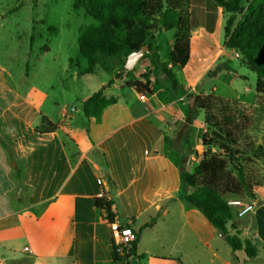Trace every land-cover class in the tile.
<instances>
[{"label":"crops","instance_id":"0c3cea01","mask_svg":"<svg viewBox=\"0 0 264 264\" xmlns=\"http://www.w3.org/2000/svg\"><path fill=\"white\" fill-rule=\"evenodd\" d=\"M193 7L197 22L190 31V58L179 69L184 79L179 83L188 93L234 53L224 44L223 9L213 0H193ZM152 81L154 94L143 98L116 82L105 95L118 102L99 118L68 120L63 129L41 134L19 128V114L6 102L11 95L20 99L19 94L5 87L0 76V136L15 159H25L22 182L30 188L24 201H8L5 184L12 183V173H6L7 156L0 142V264H126L113 258L115 224L140 232L137 257L129 258V264H236L234 256L245 262L240 251L221 255L220 233L201 211L182 201V170L202 160L205 114L191 121L194 106H185L183 92L175 93L171 86L156 90ZM63 131L79 148L75 161L64 145ZM18 190L17 185L15 199ZM103 196L114 202L115 224L96 207ZM256 198L250 215L254 239L264 247V197Z\"/></svg>","mask_w":264,"mask_h":264},{"label":"trees","instance_id":"16d2710c","mask_svg":"<svg viewBox=\"0 0 264 264\" xmlns=\"http://www.w3.org/2000/svg\"><path fill=\"white\" fill-rule=\"evenodd\" d=\"M241 1L213 0V4L216 8H222L224 13L230 14L225 23V47L237 52L242 58V64L257 75L256 111L249 112L239 103L221 99L217 112H210L203 98L196 97V106L191 109V112H194L191 121L204 111L206 131L201 139L203 155L202 160L191 169L182 170V201L187 208L201 211L218 233L228 236L226 242L233 254L244 251L248 258L257 259L260 254V242L257 239H241V232L236 223L237 209L228 203L231 198L255 200L256 188L264 187V178L260 179L250 167L252 158L258 160L260 156L264 157V147H257L255 138L250 135L252 126L264 118V19L261 24L249 28L242 19L236 22L237 16L242 14L243 10ZM262 5L264 0H251L245 12L253 14ZM80 6L85 7L87 15L98 23L92 28L95 36L90 37L93 31L91 29L82 33L78 39L80 54L88 61L91 72L100 61H126L132 52L149 45L150 53L156 54L159 60L157 66L170 80L172 89L182 88L174 69H181L190 58V31L197 22L193 0H77L74 8L78 9ZM173 29L176 30V35L169 63L164 64L158 55L156 32ZM229 63H220L217 66L218 71L229 69ZM133 74L134 70L119 69L106 86L83 101L84 116L87 119L99 118L105 109L116 104V97H106V87L111 86L115 80L124 76L131 77ZM152 84V76L146 72L139 80L126 82L125 87L140 96H152ZM59 130V125L52 123L47 117L42 119L41 134ZM62 134L64 145L69 152L70 146L78 148L74 139L68 134ZM0 142L3 147H7L2 137ZM79 154L80 152L71 155L72 161H75ZM25 169L23 166L15 172L19 200L24 198L23 192L30 191L22 182ZM105 178L111 187L115 186L106 173ZM113 205L114 202L105 196L96 200V207L106 211L110 224H114L117 217L112 210ZM154 220L155 218L144 227H150ZM139 235L140 232L136 233L137 238L131 245L130 253H120L114 242L112 254L115 261L129 264V258L137 257ZM145 257L146 255H141L139 258ZM234 261L240 264L236 256Z\"/></svg>","mask_w":264,"mask_h":264},{"label":"rangeland","instance_id":"374dc122","mask_svg":"<svg viewBox=\"0 0 264 264\" xmlns=\"http://www.w3.org/2000/svg\"><path fill=\"white\" fill-rule=\"evenodd\" d=\"M250 1H241L243 10L236 21L244 20L248 28L261 24L264 19V5L253 14L245 12ZM76 2L77 0H0V76L5 87L19 94L20 99L11 95L6 102L14 104V109L19 114L17 123L20 129L30 127L40 132L44 117L59 125L60 130L68 120L72 123L81 119L86 120L82 110L83 101L106 86L114 74L124 68L126 62L124 59H113L98 62L91 72L88 61L80 54L78 39L82 33L91 30L98 23L87 15L85 7L80 6L75 9ZM229 17L230 14L225 13L226 21ZM175 31L173 29L156 32L161 63L168 64L170 42ZM92 36H95L94 30L90 34V37ZM235 53L230 52L228 59L221 60L217 64L218 66L220 63L230 61L229 69L218 71L216 66L212 71L217 74L212 75L210 72L200 82L196 91L188 93L183 89L185 86H182L181 90H175V93L183 92L186 107L190 106V98L200 92L210 112H217L219 101L226 99L239 103L247 111L255 113L257 75L244 66L240 55L236 58ZM158 62L156 54L146 53L135 67L131 77L124 76L122 79L115 80L114 83L117 82L118 85L125 87L126 82L134 81L147 72L157 82L156 90L170 87L171 82L157 66ZM174 73L179 82L184 81L181 70L175 68ZM111 92L116 94L117 91L112 89ZM195 106L196 103L193 108ZM2 113L0 107V114ZM193 113L189 116L190 119ZM204 114L202 111L198 115L203 117ZM254 116L257 117L256 114ZM25 132L29 133L28 130ZM63 133L66 134L64 131ZM250 135L255 138L257 147L258 145L264 147V118L252 126ZM70 150L71 155L80 152L79 148L73 146H70ZM4 152L7 156L6 173H12V183L5 184L6 197L10 203L17 205V201H23L24 198L19 200L15 199L16 196L13 197L12 193L16 192L18 184L15 172L17 169L21 170L23 166L26 167V161L15 159L13 149L8 143L7 147H4ZM252 160L251 169L260 179L264 178V157L260 156L258 160L253 158ZM103 178L106 180L104 172ZM263 193V186L256 188L255 194L259 199H263ZM256 200L257 198L242 199L246 203H253L254 209ZM236 223L242 240H254L255 220L250 214L242 218L237 216ZM218 241L221 245L220 254L230 256L232 250L227 242ZM259 249L260 254L257 259H250L244 251H240V258L245 259V262L240 263L264 264V247L259 245Z\"/></svg>","mask_w":264,"mask_h":264},{"label":"built area","instance_id":"2783aa9c","mask_svg":"<svg viewBox=\"0 0 264 264\" xmlns=\"http://www.w3.org/2000/svg\"><path fill=\"white\" fill-rule=\"evenodd\" d=\"M235 57L238 58L239 54L236 52ZM143 98V96H142ZM229 205L237 209V216L242 218L254 211V204L246 203L242 199H231ZM115 224V223H114ZM114 242L117 246V250L120 253H130L132 243L136 240L137 236L133 229L128 225H116L113 231ZM28 250V248H26Z\"/></svg>","mask_w":264,"mask_h":264},{"label":"water","instance_id":"95a60500","mask_svg":"<svg viewBox=\"0 0 264 264\" xmlns=\"http://www.w3.org/2000/svg\"><path fill=\"white\" fill-rule=\"evenodd\" d=\"M146 53H150L149 45L143 46L139 51L132 52L128 56L126 63L124 65L125 70L133 71L137 66V64L145 57ZM211 74L215 75L217 74V72L211 71ZM195 103H196V98L195 97L190 98L189 100L190 107H193ZM219 235L224 240H227L228 238V236L225 234L220 233Z\"/></svg>","mask_w":264,"mask_h":264}]
</instances>
